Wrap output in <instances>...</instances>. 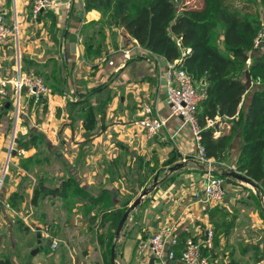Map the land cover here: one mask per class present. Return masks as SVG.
<instances>
[{"label":"crops","instance_id":"1","mask_svg":"<svg viewBox=\"0 0 264 264\" xmlns=\"http://www.w3.org/2000/svg\"><path fill=\"white\" fill-rule=\"evenodd\" d=\"M59 1L57 8H44L33 20L34 0H0L6 22L10 23L15 8L20 17L16 35L0 44V83L4 81L7 90L0 102L5 110L0 117V258L8 257L13 264H82L83 259L87 264H107L100 234L109 229L110 212L128 207L158 174L155 185L129 210L113 238V264H149L148 237L172 222L182 238L194 236L203 242L211 264H264V203L255 185L224 177L225 194L220 201L193 196L196 188L203 187L207 162L197 158L198 139L191 128L180 115L171 113L164 76L169 60L143 47L123 27L105 23L100 35L95 22L100 12L84 10L83 0ZM86 39L98 54H85ZM127 49L129 57L124 54ZM18 62L22 71L44 78L48 90L40 100L30 98L24 87L17 94L13 80ZM100 82L107 84L80 96ZM86 95L93 106L91 129L83 125L89 116L86 101L74 107L67 104ZM145 105L164 119L152 137L136 123ZM87 132L93 133L86 138ZM32 134L40 138L33 142L39 152L25 167L22 162L30 147L17 148L15 137ZM240 144L238 131L228 160L213 157L212 170L227 168ZM51 152L49 162L37 161ZM176 162L183 164L169 170ZM145 164L156 168L146 174ZM39 177L42 185L33 204ZM13 191L21 196L14 198L15 203L9 200ZM213 206L218 207L214 217L231 224L228 229L215 227L210 220ZM208 229L213 231L211 245L205 242ZM52 240L58 241L55 248ZM47 241L51 259L32 262L31 249L38 252L47 247ZM168 247L155 261L184 264L179 257L182 244L170 263L165 260Z\"/></svg>","mask_w":264,"mask_h":264},{"label":"trees","instance_id":"2","mask_svg":"<svg viewBox=\"0 0 264 264\" xmlns=\"http://www.w3.org/2000/svg\"><path fill=\"white\" fill-rule=\"evenodd\" d=\"M261 8L264 9V0H83L84 10L97 9L100 12V19L95 21L99 23L100 35L105 23L123 27L151 52L168 60L180 59L179 64L191 74L194 83L206 86V94L200 100L196 113L201 126L199 139L206 155L228 160L232 139L240 131L241 144L231 169L246 174L254 182L257 194L264 198V51L248 67L251 79L260 86L246 95L247 83L242 79L248 51L263 28ZM98 53L92 47V41L86 39L85 54L93 56ZM203 79L204 84L201 83ZM106 84L100 82L80 96L97 91ZM83 101L89 107V116L83 125L91 129L93 106L87 95L81 100H68L67 104L74 107ZM4 112L0 106V117ZM209 119L212 120L210 124ZM220 123H223L222 128ZM92 133L87 132L86 138ZM39 139L37 134L27 138L15 137L17 148H27ZM47 159L48 155H45L37 161L48 162ZM30 162L25 158L22 165L27 167ZM141 167L139 161V179L143 175ZM144 167L146 174L156 168L150 164ZM225 170L227 168L222 167L219 174L227 180H237L226 175ZM41 185L42 177H39L33 189V204L37 203ZM15 197H21L17 191L10 193L9 200L15 203ZM126 207L110 212L111 231L115 232ZM217 209V206L210 209V220L215 227L228 229L230 223H220L218 217H214ZM105 236V233L100 234L103 242ZM177 238V243L172 245L175 257L178 256V244L183 246L185 240L180 233ZM203 251L205 253L204 246ZM110 252L111 244H103L107 264H111L107 256ZM180 254L181 251L179 257ZM0 264L13 263L8 257H1Z\"/></svg>","mask_w":264,"mask_h":264},{"label":"built area","instance_id":"3","mask_svg":"<svg viewBox=\"0 0 264 264\" xmlns=\"http://www.w3.org/2000/svg\"><path fill=\"white\" fill-rule=\"evenodd\" d=\"M60 5L59 0H34L31 7V19H35L39 12L47 7L57 8ZM66 6H70V1L65 2ZM13 15L10 23L6 22L3 11H0V44L7 40L9 36L17 30V12L16 8L13 10ZM262 32L254 39L256 45L261 39ZM126 56H131L129 49L125 50ZM248 60V58L246 59ZM180 59L169 60L164 72L166 80L165 96L170 104L172 114L180 115L184 121L192 130L195 137L198 139V154L197 158L201 161L207 162V167L203 173V187L202 189L196 188L193 191L195 198H201L205 201H220L224 194V177L219 172H214L211 167V161L213 157L207 156L201 143L200 130L201 126L197 119V106L200 100L206 94V86L201 84H195L191 74L179 64ZM16 78L13 80L14 87L19 95L20 90L25 88L28 96L35 101L41 99L43 94L48 90V86L45 83L44 78L39 74L26 73L22 71L21 65L18 62L16 64ZM4 81L0 83V93L7 95V90L4 85ZM136 123L144 130L147 137H152L157 134L164 124V119L153 113L150 105H145L141 108ZM208 123H212L209 119ZM22 151V149H21ZM232 163H227V170H233ZM2 178H0V184ZM176 223H167L153 232L147 241L150 253H153L155 257L161 256L166 246L169 247L166 251V259L169 263L175 258V249L172 246L177 243ZM213 237L212 229H208L206 232V245H211ZM58 244L57 240L51 241V247L55 248ZM203 242L197 240L194 236H187L184 240V245L181 250L180 259L184 264H210V259L203 251ZM167 262H164L166 264Z\"/></svg>","mask_w":264,"mask_h":264},{"label":"rangeland","instance_id":"4","mask_svg":"<svg viewBox=\"0 0 264 264\" xmlns=\"http://www.w3.org/2000/svg\"><path fill=\"white\" fill-rule=\"evenodd\" d=\"M16 1H17V3H19V0H16ZM261 14H262V18H263L262 19L263 28L261 29V32H262L261 39L259 40V42L256 45H253L252 48L248 51V54H249L248 60H246V66L244 67V69L242 71V79L247 83L246 95H249L250 92L253 89H255V88L260 86V84L258 82H255V81H253L251 79L248 67H249L250 64H252L253 61L257 60L260 57L261 53L264 51V9L263 8H261ZM17 20H18V22L20 21L19 14H18ZM16 33L17 32L12 33L9 36V38L14 37V35H16ZM10 53H13V55H14L15 51H13V49H11ZM14 75H16V72H14ZM5 97H6V95H3V94L0 93V102L2 100H4ZM22 98H23V96H22ZM41 146H44L43 142L41 143ZM29 147H30V153L27 156V158H29L31 160V158L33 156H35L39 151L37 152L36 148L33 149V147H36V144H34V143H32ZM53 155H54V152L48 153V159H47L48 162L50 161L49 157L53 156ZM43 156H45V153L43 154ZM246 184L250 185L249 183H246ZM261 202H262V206H263V203H264V198L263 197H262ZM261 212H264V208L261 210ZM106 237L107 238L105 239V245L111 244L113 238L115 237V232L111 231V229H108V231L106 232ZM32 250L33 249H31V252H30L31 253L30 258H31L32 262H38V261L44 262V261H47V260L51 259L50 256H48V252L51 251V247H50L49 244L47 245V247L46 246L43 247L38 252L32 253ZM255 252H256V255H257L258 254L257 251H255ZM107 256L110 259V254L109 253H108ZM146 256H148V255H146ZM110 261H111V259H110ZM210 264H211V261H210Z\"/></svg>","mask_w":264,"mask_h":264},{"label":"water","instance_id":"5","mask_svg":"<svg viewBox=\"0 0 264 264\" xmlns=\"http://www.w3.org/2000/svg\"><path fill=\"white\" fill-rule=\"evenodd\" d=\"M75 43H72L71 45L74 46ZM13 61H15V58H13ZM204 79L201 80V83L204 84ZM6 106L9 104V101H6L5 102ZM13 154L16 153V150L14 149L12 151ZM182 162H176L175 164L169 166V170H175L177 168H179L180 166H182ZM226 175H230V176H233L234 178L236 179H239L241 181H244V182H247L251 185H255L254 182L246 175L244 174L243 172H240L238 170H228L226 172ZM157 177H158V174H155L154 175V182L151 184V186H146V187H143L142 190L138 193V195L131 201V203L129 204V206L126 208V210L123 212V214L121 215L119 221H118V224H117V227H116V230H115V237H117L119 235V232H120V229L125 221V219L127 218L128 216V213H129V210L131 208H134L137 204L140 203L141 201V198L149 192V190L152 188L153 185H155L156 181H157ZM4 180H7V177L4 178ZM40 235V234H38ZM50 241H47L46 244H49ZM114 247H115V243H112L111 245V253H110V259H111V263L113 264L114 262ZM148 263L149 264H164L163 262H156L155 261V256L153 253H150L149 254V259H148ZM82 264H87L86 260L83 259L82 260Z\"/></svg>","mask_w":264,"mask_h":264}]
</instances>
